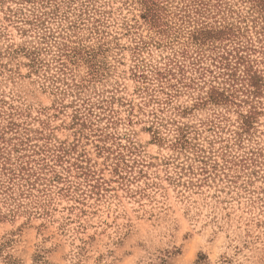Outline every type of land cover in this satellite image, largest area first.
Masks as SVG:
<instances>
[{
  "label": "rangeland",
  "instance_id": "374dc122",
  "mask_svg": "<svg viewBox=\"0 0 264 264\" xmlns=\"http://www.w3.org/2000/svg\"><path fill=\"white\" fill-rule=\"evenodd\" d=\"M151 2L0 0V146L62 177L0 194V264H264V0Z\"/></svg>",
  "mask_w": 264,
  "mask_h": 264
},
{
  "label": "trees",
  "instance_id": "16d2710c",
  "mask_svg": "<svg viewBox=\"0 0 264 264\" xmlns=\"http://www.w3.org/2000/svg\"><path fill=\"white\" fill-rule=\"evenodd\" d=\"M140 2L144 7L145 13H156V10L160 9L159 5L155 2H151V0H140ZM43 34L41 39L47 37L43 36ZM200 34L203 35V33ZM204 34L209 35V32H204ZM203 37L207 36L203 35ZM65 47V52H63V54L57 55L60 56L62 68L66 67L65 64L67 63V60H71L74 56H78L80 54V51L77 47H71L69 50V53L71 52L70 55L67 51L69 46L65 45ZM36 58L37 57L34 58L32 55V66L36 65ZM238 59L242 60L243 58L238 57ZM155 74L159 78H162L166 72L156 71ZM250 91L252 92L253 90H249V92ZM215 92H217L218 97L225 98L224 93L219 91ZM256 92L257 91H254V93ZM177 133L178 134L173 146L179 149H192L196 155V159L194 160H196L198 164L197 167H194L193 164L190 163H177L175 167L177 168L176 171L178 172V175L180 177L190 174L194 176L200 175L201 177H198L196 181L187 180L188 183L192 185H200L201 183H205L210 179L219 177L220 175L218 170H221L223 167H221V165L215 161H207V159L201 154V152H203L202 148L193 147L194 145H191V143L188 141L185 131L182 128H178ZM56 160H60V156L54 159V161ZM234 164L236 165L237 163L234 162ZM240 166L246 168L248 164L246 162H242ZM83 174L90 176V174L87 172ZM222 174L226 175V172L222 171ZM61 179L62 177L55 171L53 165L48 163L44 157H39L36 159H23L21 156L10 157V155H8L7 152H5L0 146V194H4V200H10L15 202L16 205H19L20 202L18 198L31 196L34 197L33 190L44 194L45 191L48 190V185L53 184V182H59ZM58 189L62 190V187H59ZM10 210H12L11 212L15 211V209Z\"/></svg>",
  "mask_w": 264,
  "mask_h": 264
}]
</instances>
